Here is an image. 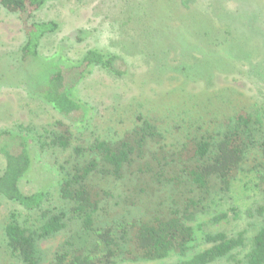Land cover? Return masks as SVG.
<instances>
[{
  "label": "trees",
  "instance_id": "1",
  "mask_svg": "<svg viewBox=\"0 0 264 264\" xmlns=\"http://www.w3.org/2000/svg\"><path fill=\"white\" fill-rule=\"evenodd\" d=\"M49 1L0 0L1 7L23 25L26 38L20 62L31 70L28 78L40 85L31 88V93L61 117L41 149L70 152L60 167L63 178L58 189L29 194L22 188L34 164L29 134L0 131V156L5 160L0 199L19 207L0 226V258L6 261L2 264H41L39 243L66 231L69 237L58 247L51 264H116L117 260L171 264L166 261L173 255L186 256L194 240V229L188 223L195 220L213 192L229 195L234 180L248 163L247 170L257 175L264 196L262 95L242 99L227 97L221 91L201 104L203 112L197 110L192 117L186 115L175 122L168 116L158 121L141 114L134 127L117 141L96 136L88 146L79 144L74 130L88 121V111L74 96L75 89L95 68L116 76L121 72L115 65L116 57L100 49L89 50L77 62L42 57V41L59 31L57 22L35 20ZM186 1L184 7L188 9ZM223 27L217 26V30L226 33L225 45L232 36L231 30H224L229 27ZM256 31L257 35L260 31ZM219 36L215 34L216 42ZM35 65L38 71L33 72ZM140 110H145V105ZM171 120L176 127L170 125ZM128 177L132 184L138 182L135 186L139 185V191L126 192L118 187ZM168 188L169 206L163 207L154 199L150 202L153 208L144 215L114 218L119 214L115 206L136 207L141 201L138 198L149 190ZM133 193L138 195L137 201ZM258 210L264 220V206ZM31 217L33 223L28 225ZM248 234V230L234 236L206 233L210 248L184 264H218L224 260L264 264V223L255 226L251 237ZM244 252L243 261L238 260Z\"/></svg>",
  "mask_w": 264,
  "mask_h": 264
},
{
  "label": "rangeland",
  "instance_id": "2",
  "mask_svg": "<svg viewBox=\"0 0 264 264\" xmlns=\"http://www.w3.org/2000/svg\"><path fill=\"white\" fill-rule=\"evenodd\" d=\"M185 3L188 9L183 0H51L36 14L37 21L59 24V31L42 41V57L77 62L89 50L100 49L116 57L115 65L121 72L116 76L95 68L75 89L74 96L88 111V121L74 130L79 144L88 146L96 136L117 141L134 127L141 114L157 120L168 116L175 122L186 115L192 117L197 110L203 112L201 104L221 91L234 98L264 97V0ZM220 25L229 27L225 31L231 30L232 38L227 37L225 45L226 33L217 30ZM257 29L260 32L256 35ZM216 33L220 35L217 42ZM25 38L20 19L0 5V131L29 134L34 164L22 188L30 194L58 189V181L63 178L60 167L70 152L41 149L61 117L31 93V88L40 85L28 78L31 70L20 62ZM36 68L33 66L32 71H38ZM142 105L145 110H140ZM173 120L170 125L176 127ZM249 166L238 174L229 195L213 192L195 220L188 223L195 232L188 253L183 257L173 255L167 263L184 264L210 248L206 233L234 236L248 230L251 237L255 226L264 223L257 214L264 206V196L257 175L247 170ZM4 168L5 160L0 156V174ZM129 179L118 187L126 192L139 191V185L135 186L138 182L132 184ZM160 189L139 197L136 207L115 206L119 214L114 218L144 215L153 208L150 202L154 199L163 207L169 206L170 189ZM137 196L132 194L136 201ZM17 210L18 206L0 199V226ZM219 217L222 220L218 221ZM27 222L31 225L33 218ZM68 237L66 231L41 241V264H51ZM245 253L237 259L243 261ZM2 263L6 261L0 258ZM116 264L158 263L117 260ZM218 264L238 263L224 260Z\"/></svg>",
  "mask_w": 264,
  "mask_h": 264
}]
</instances>
